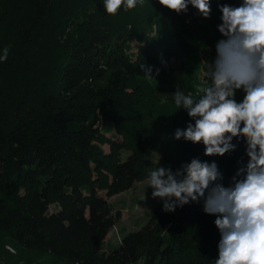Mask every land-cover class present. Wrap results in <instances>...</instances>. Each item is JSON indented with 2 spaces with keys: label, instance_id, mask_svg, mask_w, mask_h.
Here are the masks:
<instances>
[{
  "label": "trees",
  "instance_id": "1",
  "mask_svg": "<svg viewBox=\"0 0 264 264\" xmlns=\"http://www.w3.org/2000/svg\"><path fill=\"white\" fill-rule=\"evenodd\" d=\"M52 1L29 0L30 9L13 24V38L4 35L12 47L7 60L0 61V233L25 250L51 255L63 264H214L220 233L216 216L203 211V199L175 212L163 211L162 201L148 222L125 235L118 248L102 251L118 218L108 198L130 190L145 166H155L141 140L124 161L104 153L100 144L111 141L100 124L122 129L131 102L124 74V42L137 30V39H152L155 49L163 46L165 31L171 39L176 34L155 10L145 16L146 25H135L131 9L121 7L110 16L103 0H95V11L77 24L81 43L76 46L68 40L76 25L73 19L61 34L67 43L56 67L59 87L38 92L41 86L27 73L26 62L21 65V60L12 58L17 46L33 42ZM152 2L164 8L157 0ZM219 5L221 0H211L210 18L196 13L194 29H217L222 15ZM4 44L8 45L5 40ZM144 75L155 85L153 90L160 92L156 73L152 71L153 80ZM173 126L163 147L170 151L173 171L193 158L215 162L223 177L217 183L228 187L238 169L248 163L243 139L234 138L235 150L224 156H205L202 143L174 138L176 129L187 126ZM43 175L49 176L44 183ZM52 201L59 208L49 212Z\"/></svg>",
  "mask_w": 264,
  "mask_h": 264
},
{
  "label": "clouds",
  "instance_id": "2",
  "mask_svg": "<svg viewBox=\"0 0 264 264\" xmlns=\"http://www.w3.org/2000/svg\"><path fill=\"white\" fill-rule=\"evenodd\" d=\"M164 8L186 13L189 5L210 18L211 0H157ZM144 0H103L105 12L117 15ZM216 57L203 61L205 82L196 95L179 87L172 93L175 105L187 111L194 123L176 129L174 138L202 143L205 156H224L234 151V138L246 142L249 158L223 186L215 162L193 158L179 169L155 167L147 187L153 199L163 201V211L175 212L203 199V211L215 215L219 230L218 259L214 264H264V0H242L239 6L219 5ZM9 49L0 59L7 60ZM144 78L153 80L152 68L141 65ZM159 74V69H156ZM244 93L238 102L236 94ZM146 187V188H147Z\"/></svg>",
  "mask_w": 264,
  "mask_h": 264
},
{
  "label": "rangeland",
  "instance_id": "3",
  "mask_svg": "<svg viewBox=\"0 0 264 264\" xmlns=\"http://www.w3.org/2000/svg\"><path fill=\"white\" fill-rule=\"evenodd\" d=\"M94 2L95 0H53L46 20L33 42L27 46H17L12 60H21V65L26 62L27 73L34 76L37 84L41 86L38 92H50L59 87L56 67L63 60L65 43H67L61 34L71 25L69 22L73 19L76 27L70 29L72 33L68 40L78 46L81 43L78 36L81 27L77 24L95 11ZM241 2L242 0H221V5L239 6ZM190 7L191 5L186 13L177 14L167 8L157 7V3L152 0H144L143 5L138 4L129 13L131 19L135 20V25H144L145 16L155 10L159 16L166 19L167 29L174 31L176 38L171 39V35L164 30L165 32L162 33L165 36L161 37L163 46L153 49L152 39L139 41L137 39L139 33L134 30L132 37L127 36L128 40L124 42L122 51L125 59L124 74L128 78V94L131 102L127 105L122 129L110 123L100 124L101 129H105V138L111 140L100 144L104 153L111 154L113 159L124 161L136 149L137 140H141L148 146L147 154L154 157L155 166L153 168L145 166L141 179L130 190L108 198L113 213L118 218L103 245V252L118 248L123 237L146 224L154 208L161 204L162 200L153 199L152 189L147 187L149 173L155 167L171 168L170 151H166L163 147H167V134L174 131L173 125L177 123L187 126L188 123H194L185 109H179V106L175 105L172 93L179 87L185 91V94L191 92L196 95V89L205 82L203 61L211 63L215 60L216 44L224 39L218 28L206 32L200 31L201 28L195 30L194 19L199 15ZM0 8L4 18V22L3 18L0 19V57H2L3 50L12 47L11 40L4 35L13 38V24L20 14L30 9V2L2 0ZM187 19L193 21L189 22ZM3 38L8 45H1V42H4ZM142 64L150 66L155 73L156 69H159V74L156 75L161 81L160 92L156 93L153 90L155 85L141 77L144 72L140 67ZM243 95L242 91L237 92L238 102L242 101ZM107 125L109 127H106ZM48 178L49 176L43 175L42 183ZM103 192L105 194V191ZM58 208L59 203L52 201L49 212ZM0 264L63 263L51 255L25 250L5 234L0 233Z\"/></svg>",
  "mask_w": 264,
  "mask_h": 264
}]
</instances>
